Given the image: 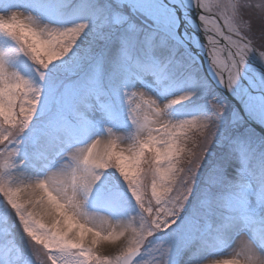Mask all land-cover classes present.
I'll list each match as a JSON object with an SVG mask.
<instances>
[{
    "label": "snow or ice",
    "instance_id": "1",
    "mask_svg": "<svg viewBox=\"0 0 264 264\" xmlns=\"http://www.w3.org/2000/svg\"><path fill=\"white\" fill-rule=\"evenodd\" d=\"M218 5L211 19L201 0H0V36L18 46L0 51L3 264H264V164L221 137L229 104L212 96L201 115L173 116L211 90L193 72L192 90L171 95L184 87V65L163 50L176 13L195 9L216 81L264 123V31L253 32L264 0ZM14 56L27 59L28 76L10 67ZM123 112L133 130L117 136ZM240 120L233 111L232 124ZM218 140L230 149L213 159ZM224 248L228 259L202 255Z\"/></svg>",
    "mask_w": 264,
    "mask_h": 264
},
{
    "label": "rangeland",
    "instance_id": "2",
    "mask_svg": "<svg viewBox=\"0 0 264 264\" xmlns=\"http://www.w3.org/2000/svg\"><path fill=\"white\" fill-rule=\"evenodd\" d=\"M207 1H209L212 12L215 15H216V5L218 3L223 5H228L232 2V0H207ZM21 2L26 5H33V4L39 5L40 3H43L44 0H21ZM33 10L36 12L40 11L38 7L34 8ZM65 15H67V13H65ZM133 19L135 20L136 23L140 24L142 27L148 28L149 30H151L154 27L153 22L144 16L133 17ZM261 31H264V22H261L260 20H254L253 21L254 34L258 36ZM161 35L163 36L164 33L162 32ZM91 44H93V40L90 38H86L82 42L83 47H87L88 45ZM17 47L18 46L11 39L0 36V51L7 53L10 50L15 49ZM172 52L175 53L176 60L182 62L184 65V67L179 68V70L176 73L178 79L185 81L184 87L181 88L179 91L177 90L171 91V95L173 94L180 95L182 91L192 90L191 87L188 85L187 81L185 80V78L188 75H190L193 72H196L197 76L199 77H203V76L199 68L197 67L196 63L194 62V60L189 55V53L186 52L179 44L175 43L174 41H172L171 38H169L167 41V48L163 50V53L165 56H167L170 55ZM10 67L13 70L20 71L21 74L25 76H28L30 74L28 61L23 56H14L10 61ZM204 81L206 82L205 79ZM150 91H152L153 95L157 96L162 100H166L168 98V96L164 95L162 93V90L160 89L152 88L150 89ZM212 96H217L221 98V96L216 91L213 92L210 91L207 96L197 94L190 102L177 106L173 110V116L175 118H186V117L201 115L203 112L207 110V101L211 99ZM233 111L238 113L234 108L229 106V111L225 114L224 124L222 125L221 137L227 135L231 140H237L241 143L247 144L250 147V149L255 153V156L257 157L255 161L257 166L264 164V139L260 137L256 132H254L252 129H250L246 125V123L242 120V118L236 125H233L232 124ZM121 118L123 123L127 124V126L118 128L117 129L118 133L115 134L117 136L127 135L130 131L133 130L132 126L127 123L126 112H123L121 114ZM103 141L105 145V139ZM121 147H125V145L121 144ZM229 149H230V145L227 141L221 142L218 140V142L213 145L211 156L213 159L222 158L229 152ZM232 164L238 166L235 160L232 161ZM229 171L235 173L236 167L230 168ZM204 176H206V172L202 175L201 180L198 183L196 192H194V199L199 195V192L203 187ZM14 237L18 244L23 245L30 252V248L27 245V240L25 237H23L22 231L19 228H17L16 231L14 232ZM230 251H231L230 248H224L222 251H218V252L217 251L211 252L210 250H206V252L203 253L202 255L204 256L219 255L217 257H210V259H216V258L228 259L230 258V254H228ZM0 264H3L2 255H0Z\"/></svg>",
    "mask_w": 264,
    "mask_h": 264
},
{
    "label": "water",
    "instance_id": "3",
    "mask_svg": "<svg viewBox=\"0 0 264 264\" xmlns=\"http://www.w3.org/2000/svg\"><path fill=\"white\" fill-rule=\"evenodd\" d=\"M177 16V20H178V28L176 29L178 35L182 38V40L185 42V44L187 45V47L189 48V50L191 51L192 54L197 55L199 57L200 63L202 64V68H203V73L205 74V76L207 77V79L216 87L217 91L220 92V94L232 105H234V107L236 109H238L239 113L241 114V116L243 117V119L255 130H257L260 134H262L264 136V127L257 123L256 121H254L246 112L245 110L242 108L241 104L239 103V101L237 99H235V97H233L228 91H226L225 89H221L220 87L216 86L213 81L210 79L207 70H206V59L205 56H207V54L205 53V56L201 54L200 49L195 46L193 44V42L191 41L192 39V34H196L198 36V39L200 42H203L204 44L207 43L206 37L205 35H203L204 33L202 31H196L195 29H193L191 26H187L188 20L187 18L191 17L192 15H190L188 12L185 11H180L178 13H176ZM194 20H197L196 17H192ZM185 33L189 36V39L186 38ZM175 41H177L174 38ZM208 60L209 57H208Z\"/></svg>",
    "mask_w": 264,
    "mask_h": 264
},
{
    "label": "bare ground",
    "instance_id": "4",
    "mask_svg": "<svg viewBox=\"0 0 264 264\" xmlns=\"http://www.w3.org/2000/svg\"><path fill=\"white\" fill-rule=\"evenodd\" d=\"M201 2L202 3H204V2H207L208 3V1L207 0H201ZM208 5H209V3H208ZM209 8H210V5H209ZM211 9V8H210ZM195 10V9H194ZM211 11H212V9H211ZM207 15V14H206ZM208 16V15H207ZM209 18H211V17H209ZM212 19V18H211ZM226 30V29H225ZM181 43H183L182 41H180ZM200 63V62H199ZM206 70H207V73H208V75L211 77V79L213 80V82L216 84V86H218V87H220L221 89H225V88H223L221 85H219V83L216 81V77H215V75H214V73L212 72V70H211V68H210V60H208L207 59V62H206ZM245 83V85H246V81L244 82ZM226 90V89H225ZM227 91V90H226ZM230 93V92H229ZM232 94V93H231ZM172 96H177V94H173ZM235 96V99H237L238 101H240V103H242V101H241V98L239 97V96H237V95H234ZM242 105H243V107H244V109L246 110V112L248 113V115L254 120V121H256V122H258V123H260L263 127H264V123H262L261 121H260V119L257 117V116H254V115H252V114H250L249 113V111L246 109V107H245V105L242 103ZM104 139L102 138L101 139V145H99L98 147H100V148H102L103 146H104V141H103ZM211 252L213 251V250H210ZM208 255V254H207ZM219 259H221V258H219ZM221 260H223V259H221Z\"/></svg>",
    "mask_w": 264,
    "mask_h": 264
},
{
    "label": "clouds",
    "instance_id": "5",
    "mask_svg": "<svg viewBox=\"0 0 264 264\" xmlns=\"http://www.w3.org/2000/svg\"><path fill=\"white\" fill-rule=\"evenodd\" d=\"M177 2L179 3V0H177ZM218 6L222 7L223 4H219ZM216 10H217V8H216ZM207 39L210 42L216 43L217 46L213 49L215 56H218L224 64H227L228 61L231 59V56L230 55L228 57L224 56V52L226 51V49L223 48V46L219 45L218 41H215V37H207ZM38 227H43V224H38ZM37 238L41 239V237H39V236Z\"/></svg>",
    "mask_w": 264,
    "mask_h": 264
}]
</instances>
